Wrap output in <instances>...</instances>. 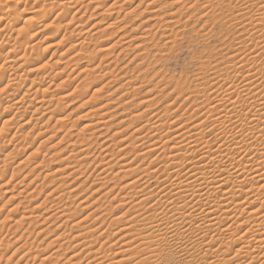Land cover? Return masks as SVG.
<instances>
[{
  "label": "rangeland",
  "instance_id": "1",
  "mask_svg": "<svg viewBox=\"0 0 264 264\" xmlns=\"http://www.w3.org/2000/svg\"><path fill=\"white\" fill-rule=\"evenodd\" d=\"M24 1H27L29 6H33L32 10H37L33 17L35 16L34 19L37 22L39 19V23H36L35 26L41 22L45 29L41 34L33 35L31 39L28 37L32 35L31 32H35L34 30L29 31L26 35V32L19 34L18 28L21 25L12 26V13L17 12L16 9L18 12H22L28 5L24 6L25 2L19 3L20 5L14 3L15 7L10 13L11 15L0 22V27L6 25L5 28H7L2 31L4 34L2 32L0 34V38L2 37L0 40L3 42L0 41L2 44L0 62L3 61L6 65L9 57L11 59L12 53L28 60L22 69L16 71L22 73L26 70L22 75L23 81L20 87L22 92L30 85L32 78H42L43 82L42 86L34 84L31 88L30 91L33 95L36 94L32 90L33 88L37 87L39 90L28 108L25 105V109L22 106L21 110L8 109L6 105L11 104V100L7 101V97L4 99L2 97L0 100V144L3 146L0 149V163L3 164L7 161L10 166L17 167V170L6 172L1 166V175H3L1 182L5 186L0 182L2 184L0 185V264H37L40 263L41 256L45 253L48 255L52 250L55 254L56 249L61 254L56 256L53 254L51 258L54 257V259L45 260L43 264H67L68 262L70 264L75 262L77 257L80 264H90L88 261L92 259L91 257L89 260L82 257L88 254L89 247L86 248L85 246L88 245H81L82 243L78 245L80 243L78 240L74 241L73 234L77 235L79 232L75 233L77 230L75 227L70 229L72 222L69 221L70 217L68 218V216L78 212L79 216L83 217L84 214L92 212L95 208L107 214L102 218L106 217L103 228H106L105 226L111 228L112 230L110 229L108 232L112 234L107 233L106 237H100L98 240L107 242L106 240L110 238L111 241H108L107 245L105 242H100L101 244L105 243L106 248L103 245L100 249L101 245L98 242L91 248L92 251L96 252L97 249L105 248L106 251L103 253L108 256L112 255V259L108 258L106 262L112 261L113 257L114 259L118 258L119 255H113V253L122 248L120 242L111 245L115 243V238L119 237L116 233L121 226H129L124 231V234H129L126 241L130 240L129 248L131 249L126 257L132 260L130 264H137V258L143 253L135 252L134 249L139 241L137 236L144 232L142 226L133 219H130V222L133 220L132 223L127 222L129 225L127 223L123 225L119 221L111 223L110 218L115 217L114 214L119 212H127L124 215L125 220L128 217L132 218L139 211L134 206L135 202L140 199L139 194H135L134 190L122 187L131 177L135 176L125 173V170H128L129 165H134L136 154L133 151L144 150L151 139L157 138L159 134L161 136V132L163 136L164 131L149 132V135L146 133V137L141 141L137 140L132 148L123 149L122 143L119 142V144L118 140L139 126L146 127L157 121L165 123L172 118V121L177 119L180 123L183 122L189 126L192 123H197L195 107L191 105L193 103L191 101L196 100V103L200 104L204 99L200 95H193V89L204 87L207 81L222 83L220 82L221 77L213 75V72L229 65L228 60L231 55L244 54V52L252 50L254 44L246 34V28L249 27L248 21H245L247 15L243 17L240 15L256 13L257 7L261 6L263 0H182L184 1L182 3L186 4H183L184 7L180 0H177L178 5L171 4L176 0ZM163 1L167 3L164 5ZM61 4L67 7H64L67 11L63 8L67 14L63 10L59 11L62 9ZM38 5L39 7H37ZM176 5L180 6L177 8ZM57 22L59 23L57 24ZM25 36L31 42H37V47L34 48L35 45H33L32 48L29 47V44L24 43L27 45L25 48L26 45L20 44ZM3 44L6 46L3 47ZM261 46L264 47V44L257 45V47ZM23 48L25 56H23ZM7 49L12 52L7 54ZM232 52L234 53L232 54ZM10 73L13 75L12 77L16 74L15 72ZM1 74L3 81H0V92L3 90L1 92L3 93L6 80L11 75L8 74L6 68L0 71ZM186 95L188 98L185 97ZM38 99H42L44 104L41 102L37 105ZM36 105L40 107L37 108ZM42 107L45 108L42 109ZM168 117L170 118L168 119ZM8 118H11V122H9L11 124L6 123ZM203 120L205 121V117L201 116L198 123H203ZM118 126H121V130L124 128V131L115 133L118 131ZM222 130V132L209 133L205 128V134L208 135L204 140L210 143L211 149L221 142L229 144L230 139L228 138L227 141V137H229L230 129L226 127ZM237 130L239 131V129L235 131ZM238 131L236 132L238 137L242 133H247V130H243L241 134ZM168 135V138H172L173 133L168 132ZM47 136L50 138L47 139ZM165 139L167 138L165 137ZM76 140L79 142L76 143ZM78 144L79 146H77ZM83 144L86 149L81 148ZM168 144L172 145V142L160 146L161 150H156V153L166 149ZM200 147L201 144L197 143L195 147H192V150L194 148L196 152H199ZM75 148L76 150H74ZM184 149L181 151L185 152L187 148ZM192 150L188 148L186 155L189 154L188 151ZM127 151L128 153H124ZM165 153H169V151ZM150 154L147 155L145 161L150 160ZM160 155L159 159H162L163 155ZM130 158L134 162L132 159L128 160ZM198 158L196 157L195 160ZM165 159L168 162L172 160ZM126 161L128 167L123 165L127 163ZM107 165L111 169H103ZM186 165L189 166L185 162ZM77 167L79 170L76 169ZM159 167L158 173L162 175L161 182L166 185V181L171 178L166 180L165 176L172 169L168 167L164 169V165H159ZM185 169L182 168L181 171L184 172ZM195 171L197 172L198 168H195ZM4 172L5 174H3ZM110 186H113L112 191H108ZM153 186L158 190V186ZM163 190L154 193L149 202H155L157 199L156 202L167 204L173 201V206L182 203L175 195L173 196L171 191ZM200 194H202V198H205L204 193ZM192 196L186 194L184 200L191 201L192 198L194 201L193 197L196 198L197 195ZM76 206H79V209ZM153 208L156 207H152V210L148 211L154 212ZM130 212L132 216H130ZM62 214L64 219L61 217ZM128 214L130 215L128 216ZM95 215L96 213L93 217ZM89 220L91 218L86 222ZM64 221L63 225L60 224ZM245 226L238 227L236 233ZM130 228L136 229V233L134 230L130 231L132 230ZM60 232H62L61 235ZM66 235H70L68 237L69 240L71 239V243L68 241V237L65 243ZM107 237L108 239L105 240ZM188 244V241L182 239L174 243L172 247L166 246L164 251L158 252L161 255H155L149 261H153L155 264H207L211 260L208 257L200 259L199 256L203 254L204 248L200 243L199 245L195 244L191 249ZM83 246L86 250H82ZM132 247L134 248L132 249ZM181 248L191 250V255L187 254L186 256L185 251H180ZM88 251L90 254L93 253L90 248ZM108 251L113 252L112 254L110 252L111 255H109ZM133 251L138 254L135 255ZM35 255L39 256L33 259ZM69 256L71 259L68 258ZM129 256L132 258L130 259ZM67 258L70 260L68 261ZM51 261L56 262L51 263Z\"/></svg>",
  "mask_w": 264,
  "mask_h": 264
},
{
  "label": "bare ground",
  "instance_id": "2",
  "mask_svg": "<svg viewBox=\"0 0 264 264\" xmlns=\"http://www.w3.org/2000/svg\"><path fill=\"white\" fill-rule=\"evenodd\" d=\"M11 1L12 2L14 1L13 4L14 3L19 4V3L25 2L24 0H18V1L11 0ZM11 1L10 0H5V1L0 0V22L3 19L9 17L11 15L10 13L13 12L12 10L15 7V4L14 5L11 4L12 3ZM26 2L24 3L25 4L24 6H26V4H27ZM163 2H164V5H165V3H167L165 1H163ZM177 2L178 1L176 0V1H173L172 3L171 2H169V3L178 5L179 2L178 3ZM180 2L183 6L184 3H182V2H184V1L180 0ZM257 3H255V5H257ZM162 5H163V3H162ZM184 5H186V4H184ZM260 5L261 6L259 8L257 7V9H256L257 10L256 13L252 14V13H250L251 12L250 11L248 13H250L251 15H248L247 13L240 15V17L247 15V17H246L247 19H245V21L246 20L248 21L249 24L247 23V25L249 27L247 26L248 28H246L247 29L246 34H247V38L251 42H253L252 44H254V47L253 48L251 47L252 50H250L247 53L244 52V54H239V53L233 54L234 52H232L233 55H231L229 57V60H228V62L230 64L226 65L222 68H219L217 71L213 72V75H218L219 77H221L220 78L221 81L220 80L219 81L222 83L217 84V82L207 81L206 85H205L206 87L205 86L202 88L196 87L195 89H193L194 90L193 95H200L204 99L203 102L200 104L196 103V100L191 101L193 103L190 102L191 105H193L195 107L194 113L197 115V123H192V125L189 126V125H186V123L184 124L182 121H181L182 123H180V121L177 119H174L172 121V118L169 122L165 121V123L157 121V122H155L149 126H146V127L144 125L139 126V127L135 128L133 132H131L130 134H127L126 136L121 137V139L118 140V143L119 142L122 143L123 149H125L127 147L132 148L137 140L141 141L143 138L146 137L145 136L146 133H147V135H149L148 134L149 132L150 133L151 132L156 133V131H158V130L164 131L163 136H162V132H161V136H160V134L158 136L159 138L155 137L156 139L155 138L151 139L148 142L147 148H145L144 150L133 151V153L136 154V157L133 156L136 159V160L134 159L135 162L132 159L133 157L128 159V160L132 159V161L134 162L133 166L129 165V167H128L127 161H126L127 163L123 164V165L128 167V170H125V173H128L130 175L134 174L135 176L131 177L127 181V183L123 184L122 187L123 188H125V187L129 188V190H134V191H136L135 194H137V195L139 194L140 199L138 200V202H135V205H134L137 208V210L139 209V211L136 212V214L132 218L128 217L125 220H124V217H125L124 215L127 212H119L118 214H114V215H116L115 217L110 218L111 223L113 221H116V222L119 221V222L123 223V225H125V223L130 222V219H133L137 222L138 225L142 226V229L144 230V232H142L143 230L141 229L142 230L141 232L143 234L140 235V233H139V236H137V239L139 241H138V244L136 243L137 245H135L136 248L134 249L135 252L141 251V253H143L142 255H140L138 257L139 259L137 258V261H136L137 264H143V263L155 264L153 261L150 262L149 259L152 257H155V255L156 256L158 254L161 255L160 253H158L159 251H164L166 246L172 247V245L174 243H176L182 239H184V241H188V243H189L188 245H190L189 246L190 249L195 244L199 245V243H200L204 247L203 248V254L199 256L200 259L203 260V259H206L207 257L211 258V260L208 261L207 264H264V47L263 46L257 47V45L259 43L264 44V0H263L262 4H260ZM179 6H177V8ZM32 7L28 5L27 8L25 7L22 12H18V9H16L17 8L16 7L15 9L17 12L12 13V17H13L12 18L13 19L12 26L17 27L18 25L19 26L21 25L18 28L19 34L21 32H26L25 33V35H26L29 31L30 32L33 30L35 31V32H31L32 35H30L28 37L29 39L33 38L32 36L35 34L36 35L41 34L45 29V28H43L44 26L42 27L41 22L39 25L35 26L36 23H39V19H38V22H37V20L34 19L35 16L33 17V15L36 14L35 12L37 11L36 10L37 8L35 9L36 11H34V9L33 10L31 9ZM37 7H39V5ZM40 7H42V6H40ZM64 7H66V6H64V4H63L61 6L62 9L60 8L61 10H59V11H62ZM71 7H73V6H71ZM56 8H57V6H56ZM66 8H64V9H66ZM77 8H82V7H77ZM192 8H194V7H192ZM208 8H210V7H208ZM208 8H207V10H208ZM64 11L65 10H63V12ZM66 11H67V9H66ZM254 12H255V10H254ZM64 13H66V12H64ZM42 18H44V17H42ZM54 19H56V18H54ZM58 23L59 22H57V24ZM228 24H229V22H228ZM5 26L0 27V34L2 31L7 29V28H5ZM57 27H59V26H57ZM93 33H95V32H93ZM54 35H55V33H54ZM62 35H63V32H62ZM51 37H52V35H51ZM28 38L26 36L24 38H22V41H20V44L26 43L27 45L29 44V47L33 48V45H35L34 48L37 47V44H36L37 42H31V40L30 41L27 40ZM46 38H48V37H46ZM26 44H24V45H26ZM4 45L5 44H3V47H4ZM27 45L25 46V48L27 47ZM1 47H2V44L0 43V49H1ZM56 47H57V45H56ZM10 51L8 50L7 54H10L12 52V51L11 52ZM15 51H17V50H15ZM24 51H25V49L23 48V50H22V52L24 53L23 56H25ZM17 52H19V51H17ZM12 55H13V53H12ZM12 55H11V59L9 57V60H7L8 63L6 65L3 61L0 62V71L2 69L6 68L8 71V74L11 75L10 72L16 73L14 77H12L13 75H11L12 78L8 76L9 78H7V80L5 79L6 80V84L4 85L5 89H4L3 93H1L3 90H1V92H0V100L2 99V97H3V99L5 97H7V99H6L7 101L11 100V104L6 105L8 109L9 108H15V109L21 110L22 106H24L23 107L24 109H25V105L27 106L26 108H28L30 103L33 102L34 95H37V91L39 89L37 87L32 89L36 93L34 95L32 94V92L30 90L34 84H38V85L41 84L43 82V79L42 78H36L38 80H37V82H35L36 79L32 78L30 85L28 87L26 86L27 87V88H25L26 90L23 92L20 91V87H21V84L23 81L22 75L26 70L24 69L25 71L22 73H19V72L17 73L16 71L19 69H22V67L25 66V64L27 63L28 60H26V59L24 60V59H22L16 55H13V56ZM7 56H9V55H7ZM26 57H27V55H26ZM56 61H57V59H56ZM2 76L3 75L1 74L0 75V81H3ZM41 86H42V84H41ZM20 92L22 93L21 95H20ZM1 94H3V95L1 96ZM17 95H19V96H17ZM187 95L185 97L188 98L189 95L188 96ZM58 98H59V96H58ZM42 99L41 100L38 99L37 101L35 100L37 105L40 104L41 102H43ZM45 103H47V102H45ZM42 104H44V102ZM36 106H35V108H36ZM39 107L40 106H37V108H39ZM44 108L42 107V109H44ZM243 110L246 112L244 113ZM201 116L205 117V121L203 120L204 121L203 123L202 122L198 123V119ZM171 117H172V115H171ZM173 117H175V116H173ZM11 118H13V117H11ZM11 118H8L6 120L7 124H11V123H9V122H11L10 121ZM169 118L170 117H168V119ZM168 119H166V120H168ZM24 121L26 122V120H24ZM200 121H202V120H200ZM24 124H26V123H24ZM21 125H23V124H21ZM226 127H229V129H230L229 133H228L229 137H227V141L229 138L230 139L229 141L231 143L228 142L229 144H225L227 142H221L220 144L216 145V147L214 149H211L210 143H208L206 140H204L205 136L208 135V134L207 135L205 134V128L207 129V132L214 133V132H218V131L222 132L223 131L222 129H224ZM236 129H239L240 134L242 133L243 130H247V133L244 132L245 134L242 133L241 136L238 137L237 133H236L238 130L235 131ZM117 130L118 131H116L115 133L120 132V131H124V128H123V130H121V126H118ZM233 131H235V132H233ZM168 132L173 133V135H171L172 138H168V136H169ZM4 133H5V131H4ZM136 133H137V135H134ZM152 137H154V136H152ZM165 137L167 139H165ZM49 138L50 137H48L47 139H49ZM173 138H174V140H172ZM78 140H79V138H78ZM78 140H76V143L79 142ZM169 142H172V145L168 144L167 147L165 146L166 149H168V150L164 149V150H162L163 152L157 151L158 153H156V150H161L160 146L162 147ZM197 143L201 144V147L199 148V150H200L199 152H196V150H194V148L192 150V147H195V144H197ZM77 146H79V144ZM83 146H84V144L82 145L81 148H84ZM1 147H3V146H1V144H0V149H1ZM85 147H86V145H85ZM107 147H108V145L106 146V148ZM165 147H163V148H165ZM72 148H73V146H72ZM184 148H187V149L190 148L192 150L191 152L188 151V153H189V154H187L188 156L186 155L187 149L185 152L181 151V149L185 150ZM79 149H77V150H79ZM84 149H86V148H84ZM84 149H83V151H84ZM74 150H76V148ZM129 150L131 151V149H129ZM79 151H78V154H79ZM166 151L167 152L169 151V153H165ZM68 152H70V151H68ZM124 153H128V151L124 152ZM149 153H151L150 154V160L145 161V158L147 159V155ZM160 154H162L165 157L162 156V159H159V158H161ZM109 155H111V154H109ZM196 157H199V158L197 160H195ZM165 158L172 159L173 161L171 160V162H168V160H166ZM159 161H161L160 164H159ZM41 162H43V161H41ZM185 162H186V164L188 163L189 166H187V165L185 166ZM159 165L160 166L164 165V169H165V167L172 169V171L170 170V172L165 176L166 180L171 178L170 180L166 181V183H167L166 185H164L165 183L163 184L161 182L160 178L162 175H160L158 173L159 168H160ZM1 166H3L2 168L6 172L9 170H12V171L17 170L16 166H10L9 162H7V161L4 162L3 164H1L0 165V182L3 178V175H1L2 174L1 173V170H2ZM127 167H126V169H127ZM182 168L183 169L186 168L187 170L185 169L184 172H182L181 171ZM195 168H198L197 172L195 171ZM73 169H75V168H73ZM76 169L79 170L78 167ZM103 169L108 170V169H111V167L107 165L105 168L103 167ZM59 170H61V169H59ZM102 171H104V170H102ZM3 174H5V172ZM9 174H11V173H9ZM64 176H66V175H64ZM152 183H154V184H152ZM2 184H0V185H2ZM153 185L158 186V190L154 189ZM4 186H2V187H4ZM112 187L113 186H110V188H108V191H112ZM163 189H167L169 192L171 191L173 196L175 195L177 199L181 200L179 202L180 203L182 202V203L179 205L178 204L179 202L177 201L178 203L177 202H175V203H177L178 205L173 206V201H172V203H167V204L161 203L159 201L156 202L157 199L155 202H153V201L149 202V199L153 198L154 193L162 192V191H164ZM73 191H75V190H73ZM67 192H68V190H67ZM200 193H204L206 195L205 198H202L201 197L202 194H200ZM186 194L187 195H193V196L197 195V197L195 198L192 196L194 198V201L192 198H191V201H185L184 198H185ZM130 195H129V197H130ZM203 197H204V195H203ZM155 198H156V195H155ZM155 198H154V200H155ZM146 205H148V206L145 207ZM134 206H133V208H134ZM57 207H59V206H57ZM78 207H77V209H79ZM152 207H156V208H153L154 212L152 211V213H150L148 210H150ZM98 208H99V206H98ZM44 210L47 211V209H44ZM61 211L63 212V210H61ZM130 211H132V210H130ZM100 212H101V214H100ZM95 213H96V215L93 217V215ZM70 214H71V212H70ZM130 214H131V212H130ZM130 214H128V216ZM105 215H107V214H105V212L98 211L97 208H95L92 210V212H87L86 214H84L83 217L79 216L78 212L76 214L73 213L72 215L68 216V218L70 217L69 221L72 222V226L70 225L71 226L70 229L72 230L75 227L77 229L75 233L79 232L77 235L73 234L74 241L78 240V242H80V243L77 242L78 245H80L81 243H82L81 245H83V244L88 245L85 247L86 248L89 247L91 251H92L91 248L96 246V244H98V242L99 243L105 242V241H98L100 237H106L107 233H109L108 231H110V229H111V228L110 229L107 228V226H105L106 228H103L106 217H105V219H102V218ZM62 216H63V214L61 215V217ZM130 216H132V214ZM89 218H91V220H89V222H86V221H88ZM132 221L130 223H132ZM20 222H21V220H20ZM119 222H118V224H120ZM64 223H65V221L63 223H60V224L63 225ZM67 223H66V225H67ZM127 224L129 225V223H127ZM66 225H64V226H66ZM244 225H246V226L243 227L240 230V232L236 233L237 228L242 227ZM131 227H132V225H131ZM127 228H129V226H125V227L121 226V228L118 230V232L116 230L117 233L114 231V233H116V235H119V237L115 238L116 239L114 241L115 243H113L112 245L110 244L111 246H113L114 244L116 245V243L120 242V247H122V248L117 249L113 253V255H119L118 258L114 259V257H113L112 261L106 262V260L108 258L112 259L111 254L113 252V251H110L111 254H109L110 252L108 251V254L111 256H108V255L103 253V251H106L104 249L106 248L107 242L111 241L110 238H109V240H106V239H108V237L105 238V240L107 241V242H105L106 245H105V243L99 244V245H101L100 249L103 247V245H105V248L103 250L97 249L96 252L94 250V251H92L93 253L90 254V252L88 251V249H89L88 248L87 249L88 254L85 256H82V257L85 259L87 258V260H89L91 257L92 259L90 261H88V263H90V264H110V262H114L113 264H130V262L132 260H129V258L126 257L128 255V253L131 251V249L129 248L130 240L126 241V237L129 236V234H124V231ZM65 229H66V227H65ZM68 229H69V227H68ZM70 229H69V231H70ZM130 229H132V228H130ZM133 230H134V228L130 231H133ZM15 231H16V229H15ZM135 231H136V229L134 230V232ZM138 231H140V230H138ZM61 233L62 232H60V235H61ZM110 233H109V235H110ZM63 235H64V233H63ZM68 236H70V235H66L65 243L67 242ZM13 241H15V240H13ZM68 241H70V243H71V239L69 240V237H68ZM74 241H72V242H74ZM183 243H185V242H183ZM74 244H75V242H74ZM71 245H73V244H71ZM111 246H109V247H111ZM23 247H24V245H23ZM62 247H64V246H62ZM80 247H82V246H80ZM85 247L83 246L82 250L85 249ZM64 248H67V247H64ZM74 248H75V246H74ZM133 248L134 247H132V249ZM179 248H178V250H179ZM7 249H8V247H7ZM107 249H110V248L107 247ZM53 251L54 250H52L50 252L51 254L50 253L48 254L49 256L46 255V253L43 256H41L40 260L38 259L40 261V263L39 262L38 263L43 264V262L45 260L50 261L52 259L51 257L54 254ZM180 251H185L186 256H187V254L191 255V252H190L191 250H189V249L184 250L183 248H181ZM156 252H157V254H156ZM174 253H178V252H174ZM181 253L183 254L184 252H181ZM57 254L60 255L61 253L59 254V251L56 249L54 256H56ZM75 254H74V256H75ZM136 254H138V253H135V255ZM38 256L35 255L33 259H35V257H38ZM71 256H73V255H71ZM71 256H69L68 258L71 259ZM136 257H135V259H136ZM131 258L132 257H130V259ZM156 258H155V260H156ZM53 259H54V257H53ZM70 259H68V261ZM55 260H57V259H55ZM75 260H76L75 262H72L70 264H80L78 257ZM53 262H56V261H51V263H53ZM134 264H136V263H134Z\"/></svg>",
  "mask_w": 264,
  "mask_h": 264
}]
</instances>
